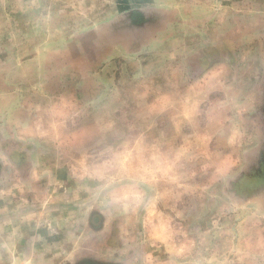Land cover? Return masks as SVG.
I'll return each mask as SVG.
<instances>
[{"label": "rangeland", "instance_id": "obj_1", "mask_svg": "<svg viewBox=\"0 0 264 264\" xmlns=\"http://www.w3.org/2000/svg\"><path fill=\"white\" fill-rule=\"evenodd\" d=\"M0 135V264H264V0H0Z\"/></svg>", "mask_w": 264, "mask_h": 264}, {"label": "crops", "instance_id": "obj_2", "mask_svg": "<svg viewBox=\"0 0 264 264\" xmlns=\"http://www.w3.org/2000/svg\"><path fill=\"white\" fill-rule=\"evenodd\" d=\"M28 118L30 119V122L32 124L33 118L32 117H28V112H26V110H24L23 108H20V107H14L11 111L8 112V116L3 117L4 121H9L10 122L9 125H11V126L13 125L12 123H15V122L18 125H20V124L21 125H25V124L28 123ZM2 138L3 137L0 135V161L2 162L1 166L5 167L6 159H7V157L11 156V152H12L13 148H9L8 146L3 145V144H6V143H2V141H1ZM3 139L5 140V137ZM5 169H6V171L2 170V169L0 170V175H1V172H2V174L4 176H6L7 173L4 174V172H7V168H5ZM2 183L4 184L5 180L3 181V179H2L1 180V184Z\"/></svg>", "mask_w": 264, "mask_h": 264}, {"label": "flooded vegetation", "instance_id": "obj_3", "mask_svg": "<svg viewBox=\"0 0 264 264\" xmlns=\"http://www.w3.org/2000/svg\"><path fill=\"white\" fill-rule=\"evenodd\" d=\"M83 264H95L94 262H86V263H83ZM98 264H102V263H98Z\"/></svg>", "mask_w": 264, "mask_h": 264}]
</instances>
